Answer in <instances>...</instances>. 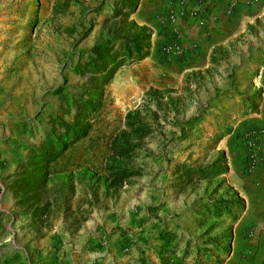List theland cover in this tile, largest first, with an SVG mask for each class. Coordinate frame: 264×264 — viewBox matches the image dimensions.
Instances as JSON below:
<instances>
[{"label":"rangeland","instance_id":"1","mask_svg":"<svg viewBox=\"0 0 264 264\" xmlns=\"http://www.w3.org/2000/svg\"><path fill=\"white\" fill-rule=\"evenodd\" d=\"M116 1L0 0V264H264V17L130 64Z\"/></svg>","mask_w":264,"mask_h":264},{"label":"crops","instance_id":"2","mask_svg":"<svg viewBox=\"0 0 264 264\" xmlns=\"http://www.w3.org/2000/svg\"><path fill=\"white\" fill-rule=\"evenodd\" d=\"M188 1L189 5L199 3L201 10L197 17L183 20L178 42L182 46V52L175 56L188 59L193 66H203L212 50L226 48L234 43L246 28L252 29L250 25L264 17V0ZM176 2L177 0H139L130 21L137 28H145L151 34L150 49L161 47L165 42L176 41L175 35L166 27L171 4L177 8ZM259 89L262 91L260 109L264 112V67L250 80V86L245 92L252 94ZM257 123V127L264 125V116ZM247 129H250L249 125ZM225 142L226 146L228 143ZM233 176L234 173L230 174L231 178Z\"/></svg>","mask_w":264,"mask_h":264},{"label":"trees","instance_id":"3","mask_svg":"<svg viewBox=\"0 0 264 264\" xmlns=\"http://www.w3.org/2000/svg\"><path fill=\"white\" fill-rule=\"evenodd\" d=\"M139 0H117L113 7V18H124L125 21L134 13ZM133 31L131 34L130 32ZM128 34L121 43V51L123 58L133 62H140L149 56L150 49V33L145 28H137L133 22H128ZM93 52L96 55V60H101L105 65L111 68V72L108 75L109 78L113 76L121 62H116L115 59L109 57L110 49L108 50L107 45H99L93 48ZM116 56L118 52L114 53ZM251 110H255L254 106H251ZM220 173L227 171V168L220 169ZM242 200L236 199L235 201H224L222 204L227 207H236V203H241Z\"/></svg>","mask_w":264,"mask_h":264},{"label":"built area","instance_id":"4","mask_svg":"<svg viewBox=\"0 0 264 264\" xmlns=\"http://www.w3.org/2000/svg\"><path fill=\"white\" fill-rule=\"evenodd\" d=\"M189 4L190 3L188 0H177V8L174 7V4H171V8L166 20V27L175 35L176 41L165 42L162 45V50L166 54L177 55L182 52V46L178 42L179 38L181 37V26L183 20L188 18H195L200 13L201 9L199 3H195L192 5ZM261 141L264 144V131H262L261 133ZM248 145L251 146L249 142ZM249 159L251 166L255 165V155L250 153Z\"/></svg>","mask_w":264,"mask_h":264}]
</instances>
